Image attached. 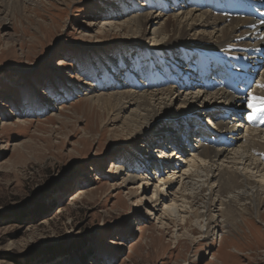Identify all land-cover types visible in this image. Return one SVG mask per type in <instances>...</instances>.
I'll return each instance as SVG.
<instances>
[{"label": "rangeland", "instance_id": "1", "mask_svg": "<svg viewBox=\"0 0 264 264\" xmlns=\"http://www.w3.org/2000/svg\"><path fill=\"white\" fill-rule=\"evenodd\" d=\"M28 2L0 0V264H264V207L258 219L238 200L233 212L222 205L234 193L214 196L221 200L212 210L216 235L206 237V222L195 218L200 203L185 201L206 179L204 170L190 167V153L182 158L187 161L173 162L174 145L142 148V137L124 135L120 122L106 124L88 103L92 96L129 91L144 77L137 73L123 87L129 73L135 75L131 59L145 57L136 49L152 40L133 38L120 23L141 10L152 15L149 21L163 22L166 12L160 15L150 3L132 7L144 0L125 8L122 0ZM99 81L106 86H96ZM160 147L172 162L160 171L173 184L142 180L154 176L153 163L142 166L137 182L124 183L128 163L141 153L163 168ZM119 156L132 160L113 171ZM203 195L207 202L209 194Z\"/></svg>", "mask_w": 264, "mask_h": 264}, {"label": "bare ground", "instance_id": "2", "mask_svg": "<svg viewBox=\"0 0 264 264\" xmlns=\"http://www.w3.org/2000/svg\"><path fill=\"white\" fill-rule=\"evenodd\" d=\"M3 1L10 5L22 6L32 0ZM129 1L122 0L121 8H125ZM258 1L264 2V0ZM144 2L146 3L139 4V6L134 2L131 3L135 9L151 4L153 8L160 9V15L166 12L164 13L165 20L160 22V19L156 17L149 21L148 16L152 15H145V10H141L138 13H143L142 15L132 14L129 20L121 22L118 26V29L131 34L133 38L152 40L150 47L143 46L136 49L138 57H145L137 60L131 59L132 63L135 62L132 67L135 75L129 73L123 87L130 84L132 77L135 78L137 73L144 76L143 79L140 82L131 83L128 87L133 86V88L129 91H119L108 97L92 96L88 103L92 105V108H97L106 124L115 125L120 122L123 124L124 135L131 134V138L142 137V148H145L144 144L149 142H151L150 148L155 144L163 146L164 142L174 145L175 149L171 148L174 154L169 153L170 157L177 155L173 162L187 161L188 159H184L188 152L190 153L191 157H188L190 167L197 171L204 170L206 179L198 183V189L201 191L192 197L188 196L185 201L193 199L192 202L195 203L193 207L200 203L196 209L195 218L206 222L203 228L206 237L216 235L214 226L216 218L212 215V210L214 205H217L216 202L221 201L214 196L221 198L222 193L228 194L227 192L230 191L235 194V198L228 197L225 203L223 200L221 202L222 205L225 204L229 212L237 210L238 204L235 200H238L239 203L244 204L245 211H255L258 219L263 218L260 209L264 207V175H255L264 172V70L263 75L260 72L262 68L264 69V34H262L264 33V6L247 4L245 0L243 2L241 0H144ZM169 3L173 4V8H167ZM180 4L191 9L186 12L182 7L178 8ZM207 10L211 11L208 13L212 14L213 23L208 21L210 16L205 15ZM134 17L137 18L133 19ZM158 19L159 21L156 22ZM97 24L90 23V25ZM244 56L247 59L248 69L253 72L258 71L256 75H259L262 81L257 78L258 87L255 92L250 90L247 93L251 96L249 99L243 96L244 88L248 87L244 85L245 76L243 83L238 79L239 82L235 84V79H232L230 74L218 83L203 81L197 84L190 77L186 83H183L189 70L192 74L210 70L212 72L222 71L228 69L225 66L229 65L227 63L229 61L233 64L232 72L242 70L244 69L242 63L246 60L238 57ZM125 57L122 59L124 60ZM200 57H205L201 65L197 62ZM144 68L147 72L143 71ZM94 71V78H96L97 70L94 69ZM192 74L189 75L193 77ZM96 80L99 79L96 78ZM109 80L107 77L106 81ZM113 80L117 81L115 78L111 81ZM227 83L238 87L239 97H234L228 92ZM246 85H249V81ZM96 86L105 87L106 82L100 83L99 81ZM240 87H242L241 90H239ZM257 106H259L258 109ZM61 108L65 109V107ZM240 113L252 114L255 117L253 124L248 126L246 120L235 117ZM227 114L229 119L225 117ZM213 117H215L214 124L211 122ZM205 118L209 120V127L213 125L215 128L204 132V128L201 127L199 131L204 133L196 132L192 126L199 125ZM242 126L249 128L245 129L249 131L247 135L244 134ZM182 134L191 135L187 136L189 141L192 137H196L197 142L192 144L193 149L184 146L181 139ZM157 152V158L164 162L161 164L163 168L158 162L154 163L151 158H148L147 154L144 157L141 153L133 160L129 156L125 158L119 156L116 159L117 162L112 163V170H119L124 166L122 163L132 160L128 163V175L123 181L134 184L141 179L142 166L149 167L153 163L157 164L158 168L154 170V176L151 179L145 174L142 180L153 182V184L158 181L163 182L164 185L173 184V178H164L160 171L168 165L170 167L172 163L170 160L167 161L169 151L163 147ZM182 153L185 154L181 156ZM142 160L146 161L143 165ZM158 173L162 174L159 178ZM255 177L260 178L262 185L255 181ZM197 178L202 179L201 176ZM156 187L160 188L162 185ZM144 191L147 192L149 189L144 188ZM204 193L209 194L207 202H204ZM129 195L134 196L136 193L130 191ZM159 195H161L160 191L155 190L154 196L158 198ZM158 201L159 199L153 203ZM199 208L204 209V212L199 211Z\"/></svg>", "mask_w": 264, "mask_h": 264}]
</instances>
